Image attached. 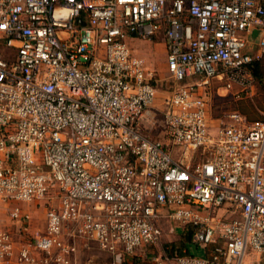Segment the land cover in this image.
Instances as JSON below:
<instances>
[{
	"label": "built area",
	"instance_id": "2783aa9c",
	"mask_svg": "<svg viewBox=\"0 0 264 264\" xmlns=\"http://www.w3.org/2000/svg\"><path fill=\"white\" fill-rule=\"evenodd\" d=\"M159 35L165 140L142 128L158 78L126 42ZM263 55L262 0H0V199L58 200L23 244L0 229V264H75L81 239L112 258L88 264H123L162 218L193 225L203 254L159 264H264V120L235 111L213 133L205 91L248 88Z\"/></svg>",
	"mask_w": 264,
	"mask_h": 264
},
{
	"label": "rangeland",
	"instance_id": "374dc122",
	"mask_svg": "<svg viewBox=\"0 0 264 264\" xmlns=\"http://www.w3.org/2000/svg\"><path fill=\"white\" fill-rule=\"evenodd\" d=\"M262 1L264 2V0ZM250 40L252 42H257L258 38L251 36ZM126 42L132 49L134 55L141 56L146 60L150 70L154 71L153 73L156 75L155 78H158V82H156L158 88L157 97L153 108L149 110V114H146L145 119L143 118L142 120V128L151 137L159 140H165L162 126L163 116L160 110L162 108L163 98H165L166 95H168L174 88V84L170 79V74L167 69V48L165 47V38L163 35H159L158 37L152 39L129 36L126 38ZM260 59L261 71L264 75V55ZM205 91L209 99L210 130L213 133H217L219 127L229 123L231 120L229 114L235 111L245 117L247 123L264 120V78L260 81V79L255 77L253 84L244 89L236 84L229 87L225 80L221 81L218 79H212L206 86ZM154 109L157 110V112L155 111L156 115L154 114ZM152 115H154V118H151ZM172 151L175 157H179L182 154L183 149L175 147ZM190 155H192L191 150L188 152L187 159L190 158ZM57 203L58 200L56 197L51 200L40 201L39 204L36 202L18 203L14 201L13 203H6L0 199V218L6 223L4 228L9 229L13 233V235L17 238L16 243L19 244V239L16 236L17 231L9 227V223L10 226L14 223V221L10 219V209L12 206H31L30 209L33 210L34 221H36L34 226V234H36L44 231L46 225V211L52 204ZM222 210L220 213H222ZM165 212H167V210H163L161 213ZM31 220L33 221L32 215ZM182 225L183 224L177 220L162 218L161 226L163 233L159 242L149 244L147 246L144 245L136 249L131 255L126 257L129 260V262L127 261L128 264H159L164 261L167 254L164 247L166 248V246H169L172 248L174 247V244L177 247L180 246V227ZM26 240H28V238ZM21 242L23 241L21 240ZM191 245V247L193 249L195 248L197 251L193 242ZM77 250L78 260L75 264H88L92 262L107 263L112 260L110 254L101 250L98 245L92 241H87L85 239L78 240ZM182 252V255H188L184 248L182 249ZM196 255H198L197 252ZM165 264L178 263L176 260H173L171 262L167 261Z\"/></svg>",
	"mask_w": 264,
	"mask_h": 264
},
{
	"label": "trees",
	"instance_id": "16d2710c",
	"mask_svg": "<svg viewBox=\"0 0 264 264\" xmlns=\"http://www.w3.org/2000/svg\"><path fill=\"white\" fill-rule=\"evenodd\" d=\"M261 59L257 60L254 62L253 64V67H252V73L254 75V77L263 80L264 78V75L261 71V62H260ZM183 228L182 230L180 231V237H181V242H180V246L177 247L175 244L173 245L174 247L170 248L169 246H166V248L164 247L165 249V252L167 253V255L169 257H177V256H185L182 255L183 252H182V249L184 248L188 255H196V252L199 254H203V250L202 248H200V246L196 243H194L193 241V238H194V235H195V231H196V228L191 225V224H186V225H182ZM194 243V245L196 246L197 248V251L196 249L192 248L191 246V243ZM147 246V245H145ZM201 252V253H200ZM181 254V255H179ZM123 264H128L127 261H124Z\"/></svg>",
	"mask_w": 264,
	"mask_h": 264
},
{
	"label": "crops",
	"instance_id": "0c3cea01",
	"mask_svg": "<svg viewBox=\"0 0 264 264\" xmlns=\"http://www.w3.org/2000/svg\"><path fill=\"white\" fill-rule=\"evenodd\" d=\"M165 47H166V45H165ZM23 207H24V211H27L28 213H30V216L32 215V218H33V221L31 220V217H30V219L28 220V221H26V222H15L14 221V223L13 224H11V226H10V221L8 222L9 223V227L11 228V229H13V230H16L17 232V234H16V236L18 237V239H19V245L20 244H23L24 242H26L27 240V238L29 239V238H31V236H33L34 235V226H35V223H36V221H34V212H33V210L32 209H30V207L31 206H28V205H22ZM36 210V209H35ZM31 212H32V214H31ZM11 219V218H10ZM9 220V219H8ZM12 220V219H11ZM45 222H46V219H45ZM7 223V224H8ZM34 223V224H33ZM6 223L4 222V221H2L1 220V218H0V229H5L4 228V225H5ZM182 228H183V226H181L180 227V231L182 230ZM45 229H46V225H45ZM45 229H44V231H45ZM9 230V229H8ZM44 231H42V232H44ZM15 232V231H14ZM13 234V233H12ZM20 234V235H19ZM14 236V235H13ZM14 238H15V240L17 239L15 236H14ZM21 240L23 241V242H21ZM198 252V251H197ZM4 264H15V263H13V262H6V263H4Z\"/></svg>",
	"mask_w": 264,
	"mask_h": 264
},
{
	"label": "water",
	"instance_id": "95a60500",
	"mask_svg": "<svg viewBox=\"0 0 264 264\" xmlns=\"http://www.w3.org/2000/svg\"><path fill=\"white\" fill-rule=\"evenodd\" d=\"M257 33H258L257 31H254L253 34H252V36L255 37Z\"/></svg>",
	"mask_w": 264,
	"mask_h": 264
}]
</instances>
